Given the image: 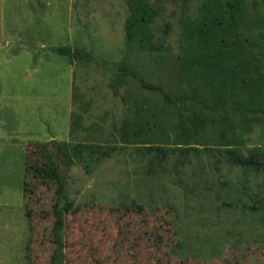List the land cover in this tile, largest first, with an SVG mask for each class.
I'll list each match as a JSON object with an SVG mask.
<instances>
[{"label":"rangeland","instance_id":"rangeland-1","mask_svg":"<svg viewBox=\"0 0 264 264\" xmlns=\"http://www.w3.org/2000/svg\"><path fill=\"white\" fill-rule=\"evenodd\" d=\"M149 1L162 14L153 27L156 35L170 25L163 55L173 59L180 52L182 21L195 19L202 1L194 0L188 8L175 0ZM208 1L215 5L212 15L219 25L214 40L230 48L236 35L260 53L264 30L256 33L250 22L264 17V0H243L246 7L240 13L232 0ZM127 17V0H0V264H264V234L258 230L262 222L230 209L209 216L211 206H264V171L245 175L230 168L222 154L217 159L204 152L225 153L230 139L242 142L231 149L243 151L241 156L255 147L264 149V123L249 121L244 130L238 117L236 131L227 124L207 123L197 130L203 148L187 159L155 158L138 150L148 126L169 135V140L156 138L155 145L181 154L189 146L182 127L175 126L174 109L135 111L126 100V78L119 68L135 64L149 71L156 56L125 49ZM257 23L264 24V18ZM64 47L84 51L87 61L72 57L71 62L54 52ZM165 77L161 70L156 80ZM74 113L83 116L76 132ZM65 143L109 145L114 152L91 168L78 159L68 167L58 150ZM48 154L67 181L66 197L72 204L64 216L61 258L54 211L65 202L59 203L55 183L29 169L47 162ZM182 160L186 163L177 165ZM187 205L208 209L199 216L188 210L182 221L194 236V248L212 241L216 255L172 254L178 241L176 209Z\"/></svg>","mask_w":264,"mask_h":264},{"label":"trees","instance_id":"trees-1","mask_svg":"<svg viewBox=\"0 0 264 264\" xmlns=\"http://www.w3.org/2000/svg\"><path fill=\"white\" fill-rule=\"evenodd\" d=\"M175 1L181 3L184 8H188L194 0ZM201 1L202 3L198 7V16L193 20H187V22L182 21L180 52L172 59L163 55L166 53L165 43L170 25L166 24L164 29L160 28V37L156 35L153 28L162 16L160 10L149 0H127L128 17L124 26L125 49L129 52H137V54H155L156 56L153 59V67L149 71L143 68H134L135 64H133V67L130 65L119 68L122 76L124 75L126 78V100L131 106L130 108L135 109V111L150 112L154 106L174 109L178 120L175 126L177 129L182 127L181 133L184 135L186 145L189 146V149L181 154L178 149L155 145L156 138L169 140V135L148 126L143 134L142 144L144 145L138 149L142 150L146 156L152 155L155 158H165L168 155H178L181 158L185 156L187 159L188 155L199 152L203 148V143L198 139L197 130L204 128L207 123V125L227 124L233 131H236L238 117L240 120L242 119L244 130L248 127L249 121H253L258 125L264 123V43L258 49L260 53L255 52L256 50L253 49L256 48L255 45L243 44L242 40L238 39L236 35L235 42L230 48L225 44L217 43L214 40V34L218 31L219 25L216 24L217 19L212 15L215 5L209 3L208 0ZM232 6H236L235 10L240 13L246 7V2L232 0ZM260 18L250 22V25L257 28L256 33L264 30V24L259 25L257 23ZM238 34L241 35L240 30ZM154 41L160 45H157ZM54 52L62 56H69L71 62L72 57L79 61H87L88 59L84 51L72 53L68 47L56 48ZM161 70L166 72V77L156 80V76L161 75ZM149 95L157 97V101L160 100L161 104H154V98L149 97ZM74 96L78 100L76 101L78 108L82 109L83 104H79V94L76 93ZM187 122L188 124H186ZM82 123L83 116L80 113H74L72 131L76 132L82 126ZM195 125L199 128L196 130L189 128ZM191 130L196 132L190 133ZM233 137L229 136L228 139ZM230 140L225 144L226 148H229L225 153L219 151L222 149L215 151L209 148H205L204 152L213 154L217 159L219 153L222 154L230 168L238 167L245 175L248 172L250 173L251 170H255L259 174L264 171L263 148L255 147L248 151L246 156H241L245 154L243 151L238 152L231 149L238 142L239 146L242 145V142L239 139V141L236 139L235 142ZM195 145H198V147H195ZM111 148L109 145L100 144L87 146L76 144L72 146L65 143L58 150L62 154L63 162L68 167L74 164V159H78L87 168H91L92 165L100 164L105 159L111 158L114 152ZM46 158L47 162L40 166L33 165L29 169L36 176L55 183L59 203L65 202L61 209L58 208L54 211L56 218L55 242L58 245L61 258L63 249L61 234L65 227L64 216L66 212H70L72 204L67 201V181L61 175L59 166L53 161L51 154L46 155ZM185 163L182 160L177 165L183 166ZM170 172L172 173V170H167V173ZM138 185L141 187L150 186L147 182H140ZM180 185L179 183L178 187L183 194H186L184 196H189L186 187ZM223 186H226V184L223 183ZM241 186H243V194H246L247 185L243 183ZM205 199L210 200V195ZM211 208L209 216L215 218L220 212L227 214L232 210L234 213L239 212L242 216L256 219L262 222L263 226L258 230L261 234H264V206H254L253 208L242 206V210H239V208L241 209L240 206H225L224 208L222 205V207L211 206ZM139 209L142 211L143 207H139ZM188 210L191 212L188 213ZM207 210L188 205L183 209H176L175 225L178 241L172 249V254L181 256L197 255L203 251V255H216L218 253L215 244L213 245L212 241L207 239L202 248L195 249L194 236H189L187 228L184 226L185 222L182 221V217H185L187 213L190 216H199L201 212H207ZM27 216H29V213ZM181 223L183 225H179ZM238 236H242L240 231ZM197 239H199V236H197Z\"/></svg>","mask_w":264,"mask_h":264}]
</instances>
